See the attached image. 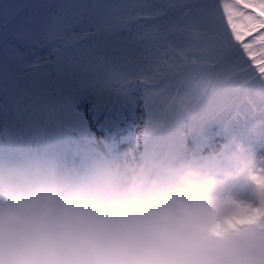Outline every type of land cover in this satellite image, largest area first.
<instances>
[{
	"label": "snow or ice",
	"instance_id": "1",
	"mask_svg": "<svg viewBox=\"0 0 264 264\" xmlns=\"http://www.w3.org/2000/svg\"><path fill=\"white\" fill-rule=\"evenodd\" d=\"M25 7L0 0V154L84 163L81 152L90 156L103 145L101 151L114 155L109 142L134 131L125 156L178 155L187 135L213 123L246 121L264 109L256 96L264 88V0H46L33 5L53 10L43 22L25 17ZM77 8L73 14L81 20L88 13L86 35L106 43L116 38L115 55L91 84L66 94L57 89V103L42 110L41 120L31 99L23 105L27 93L14 96L10 83L45 65L59 71L63 49L79 39L65 35L62 21ZM132 43L136 49L124 47ZM38 48L50 49L56 60L45 57L41 64ZM237 74L244 78L232 84Z\"/></svg>",
	"mask_w": 264,
	"mask_h": 264
},
{
	"label": "clouds",
	"instance_id": "2",
	"mask_svg": "<svg viewBox=\"0 0 264 264\" xmlns=\"http://www.w3.org/2000/svg\"><path fill=\"white\" fill-rule=\"evenodd\" d=\"M79 158L0 154V264H264V156L238 138L205 158Z\"/></svg>",
	"mask_w": 264,
	"mask_h": 264
},
{
	"label": "rangeland",
	"instance_id": "3",
	"mask_svg": "<svg viewBox=\"0 0 264 264\" xmlns=\"http://www.w3.org/2000/svg\"><path fill=\"white\" fill-rule=\"evenodd\" d=\"M20 3L27 5L24 9L25 17H30L33 20L43 22L47 19L48 14L53 11L50 8H33L35 4L45 3L46 0H19ZM49 2L60 3L63 0H49ZM91 3V0H88ZM246 12H251V9H245ZM80 9H73L68 13L65 21H62L66 25L65 35L71 38L73 33L78 40L73 41L67 48L63 49L61 53V60L58 65L59 71L52 66L45 65L44 68L35 71L34 75H24V83L22 80H15L13 84L12 92L14 96H20L21 92H31L34 96H37L36 102L33 104L32 111L43 120L44 112L39 113V105L46 98L57 96V89L61 94H66L71 89H79L83 76H89L96 73L95 77L103 74V68L107 67L111 63V58L115 53L112 52V46L117 45L116 38L113 37L110 42H105L100 37H94L86 35L85 33L91 31L89 28L88 13L85 12V19L81 20L79 15L73 13H79ZM75 25V27H73ZM258 33H253L257 35ZM121 35L128 36V33H121ZM251 40L252 37L246 38ZM126 49H136L137 45L132 43L124 46ZM50 49L42 48L37 49V55L41 58L40 63H44V58L47 57L51 60H56V55H49ZM125 56L135 59L136 56L131 51H126ZM36 56H30L29 60H35ZM76 60L78 63L75 70L70 73L68 71L69 63ZM97 65L101 68L97 70ZM48 69L53 72L51 77L44 75V70ZM237 68V72H238ZM259 75V73H257ZM243 74H237L232 80V84L239 83L243 80ZM23 105H27L29 101L25 95ZM46 110V109H45ZM85 113L87 109L85 108ZM139 111V109H138ZM89 122L91 123V116L88 115ZM256 119H264V114H255L250 116L246 121L233 123L225 126L224 124L213 123L208 125L200 135H187L184 140V146L180 150L178 156L182 157H197L205 158L218 152L223 145H225L233 137L241 140L248 150L257 156H264V133L258 136H252L248 133V128ZM96 136L98 138L103 136V133L97 131L93 125ZM134 144V131L126 132L121 135L119 140L115 142H109V148H111L116 154H122L127 149L130 150ZM101 150H104V146H99Z\"/></svg>",
	"mask_w": 264,
	"mask_h": 264
},
{
	"label": "bare ground",
	"instance_id": "4",
	"mask_svg": "<svg viewBox=\"0 0 264 264\" xmlns=\"http://www.w3.org/2000/svg\"><path fill=\"white\" fill-rule=\"evenodd\" d=\"M79 62H77L76 60H73L69 63V66H68V71H70V73H72L75 68L77 67ZM101 66V65H100ZM97 65V70H99L101 67ZM96 75V73H95ZM94 74H90L89 76H83L82 78V81H81V85L82 86H86L88 84H91L95 79ZM24 80H25V77L22 79L23 83H24ZM15 81H12L10 83V88L11 90L13 89V84H14ZM27 94L25 95L26 99L29 101L31 99L32 103L34 104L36 102V99L38 98L37 96H34L33 93L31 92H26ZM18 97V96H17ZM22 103H24V100H22ZM54 103H57V96L55 97H51V98H46L45 100H43L41 102V105H39V109L37 110L39 113H42L43 111L42 110H45L47 109L49 106H51L52 104ZM93 132H95V130L93 129ZM95 134L98 135V133L95 132ZM128 151V149L126 150ZM125 151V152H126Z\"/></svg>",
	"mask_w": 264,
	"mask_h": 264
}]
</instances>
